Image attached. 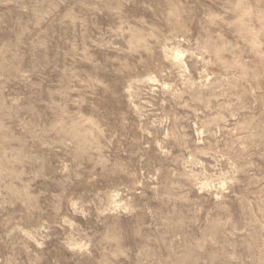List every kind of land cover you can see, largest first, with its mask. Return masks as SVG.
<instances>
[{"label":"clouds","instance_id":"9594fccd","mask_svg":"<svg viewBox=\"0 0 264 264\" xmlns=\"http://www.w3.org/2000/svg\"><path fill=\"white\" fill-rule=\"evenodd\" d=\"M0 8V264H264V0Z\"/></svg>","mask_w":264,"mask_h":264},{"label":"rangeland","instance_id":"374dc122","mask_svg":"<svg viewBox=\"0 0 264 264\" xmlns=\"http://www.w3.org/2000/svg\"><path fill=\"white\" fill-rule=\"evenodd\" d=\"M130 11H135L136 9L134 8H130ZM5 14V9L0 8V16H3ZM13 15H15V13H13ZM48 76L50 79H55L56 78V74L49 72ZM96 103L101 107L104 108L106 110H116L117 109V104L114 100H112L111 97H104L102 93H98L97 94V100ZM37 187H39V185H37ZM131 221H126V223H130Z\"/></svg>","mask_w":264,"mask_h":264}]
</instances>
